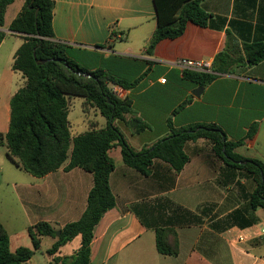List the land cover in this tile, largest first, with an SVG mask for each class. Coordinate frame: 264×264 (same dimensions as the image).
<instances>
[{"label":"crops","instance_id":"0c3cea01","mask_svg":"<svg viewBox=\"0 0 264 264\" xmlns=\"http://www.w3.org/2000/svg\"><path fill=\"white\" fill-rule=\"evenodd\" d=\"M25 1L10 22H6L8 6L5 26L0 28L7 35L0 51L13 35L20 37L14 54L24 43L23 35L9 26ZM54 2L52 40L64 45L67 56L82 68L104 70L126 84V88L109 86L131 101L132 113L115 124L133 149L151 147L173 129L215 125L228 141L241 142L235 153L264 163V60L216 74L207 85L186 74L200 71L173 65L181 58L213 64L223 50L238 55L244 43L264 40V0H203V8L211 14L206 26L189 22L181 36L164 39L152 50L148 47L158 27L154 0ZM14 60L15 55L8 72L21 78L20 85L0 70V106L7 113L0 134L9 129L10 100L26 81L13 70ZM204 73L214 74L213 70ZM83 110L88 116L84 102ZM131 119L147 127L137 131L127 122ZM253 125L257 131L249 138ZM103 126L90 122L89 130ZM185 152L189 161L181 172L155 159L149 174L143 175L124 162L121 146L111 149L115 169L110 186L116 206L94 228L91 264H264V208L251 207L257 189L252 175L217 156L207 138L188 141ZM28 180L15 184L18 194H3L4 167L0 165V222L13 251L33 247L29 228L40 221L61 229L79 220L94 184L93 174L79 167L70 171L62 167L44 177L30 175ZM169 202L180 210L175 211ZM157 227L175 229L177 254L157 250ZM49 238L52 246L55 239ZM79 246L66 253L63 246L57 255L70 256ZM49 262L53 264L50 256Z\"/></svg>","mask_w":264,"mask_h":264},{"label":"trees","instance_id":"16d2710c","mask_svg":"<svg viewBox=\"0 0 264 264\" xmlns=\"http://www.w3.org/2000/svg\"><path fill=\"white\" fill-rule=\"evenodd\" d=\"M14 1L0 0V28L5 26L7 8ZM154 2L158 27L149 50L164 39L181 36L189 22L206 26L211 18V14L202 6L203 0ZM54 5V0H26L21 13L9 26L11 31L21 33L25 40L15 54L12 68L21 72L26 81L10 100L9 129L5 134H0V146H5L8 157L32 176L44 177L62 167L66 171L79 167L93 174L94 184L88 195L87 208L79 220L67 223L61 229L46 221L29 228L32 248L19 247L13 251L10 236L0 222V264H27L41 249L45 237L55 239L47 250L53 263L91 264L94 228L116 206V197L110 186L115 161L110 151L117 145L122 147L124 162L143 175L149 174L155 159L169 163L179 173L189 161L185 144L190 140L207 138L217 156L252 175L257 189L251 196V207L264 208V163L235 153V148L241 142L228 141L223 131L215 125L173 129L169 136L151 147L141 151L133 149L115 124L116 121L126 120V116L132 113L131 101L120 98L109 86L113 83L126 88V84L104 70L91 72L82 68L67 56L64 45L52 40ZM6 35L0 31V44ZM37 60L46 62L39 63ZM263 60L264 40H260L244 43L242 53L238 55L227 50L218 53L212 64L214 74H186L207 85L216 74L232 73L241 64L255 65ZM77 72L90 73L92 77L78 75ZM72 97L84 98V108L88 105L96 108L106 118V125L72 136L68 118V99ZM127 122L137 131L147 127L140 120ZM256 131L257 126L253 125L248 137L251 138ZM242 161L246 163L240 164ZM169 203L175 211L180 210L174 203ZM155 233L157 250L161 254L178 253V237L173 227H157ZM77 237L81 242L74 254L57 255L63 246Z\"/></svg>","mask_w":264,"mask_h":264},{"label":"rangeland","instance_id":"374dc122","mask_svg":"<svg viewBox=\"0 0 264 264\" xmlns=\"http://www.w3.org/2000/svg\"><path fill=\"white\" fill-rule=\"evenodd\" d=\"M22 0H15V2L9 6V10L6 15V22H10L16 14V11L20 8ZM20 37L13 35L4 45V47L0 51V70L4 69V75L6 79H10L14 85H20L21 78L18 76H11L8 72V68L10 67L11 59L15 55L14 53V44ZM2 73V72H1ZM83 102L84 98L82 97H72L69 100V119L71 122V134L72 136H76L78 134L84 133L89 130L90 122H97L99 125L103 126L106 123V118L102 116L100 113L91 112V105L86 106L85 111L88 112V116L85 114L83 110ZM97 113V114H96ZM7 119V113L5 114V109L0 106V129L5 127V123ZM0 165L4 167V183L5 187H3V194H18L19 189L15 186V184H24L28 183V178L30 175L19 168L16 163H14L6 154V149H2V153L0 154ZM28 237H26L27 240ZM30 245V239L27 240ZM12 243V242H11ZM14 239L13 243L14 244ZM80 243V239L76 238L73 241L69 242L68 245L62 248L63 252H69L73 247L78 246ZM51 247V239L49 237H45L43 239L42 247L40 250L36 252V256L28 262L27 264H50L49 256L46 253V250ZM31 248V247H30ZM54 264V263H53Z\"/></svg>","mask_w":264,"mask_h":264},{"label":"built area","instance_id":"2783aa9c","mask_svg":"<svg viewBox=\"0 0 264 264\" xmlns=\"http://www.w3.org/2000/svg\"><path fill=\"white\" fill-rule=\"evenodd\" d=\"M173 65L179 67L181 70H194L200 72H211L212 71V62L209 60H193L187 58H181L173 62ZM165 82V79H163ZM114 93L116 95L119 93V89L115 88ZM261 234L264 236V227L261 229Z\"/></svg>","mask_w":264,"mask_h":264},{"label":"water","instance_id":"95a60500","mask_svg":"<svg viewBox=\"0 0 264 264\" xmlns=\"http://www.w3.org/2000/svg\"><path fill=\"white\" fill-rule=\"evenodd\" d=\"M38 12V11H37ZM37 12H36V15H37ZM34 57L36 58V50H34ZM37 62L39 63H45L46 61H40V60H37ZM78 75H82V76H85V77H92V75L90 73H85V72H77ZM203 88V87H202ZM240 164H245L246 162H239ZM57 234L59 235L60 232L58 231Z\"/></svg>","mask_w":264,"mask_h":264}]
</instances>
